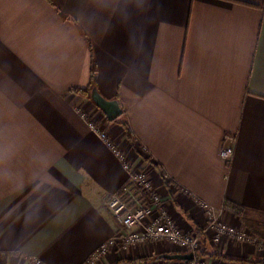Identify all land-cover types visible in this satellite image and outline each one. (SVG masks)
<instances>
[{
    "label": "crops",
    "instance_id": "obj_1",
    "mask_svg": "<svg viewBox=\"0 0 264 264\" xmlns=\"http://www.w3.org/2000/svg\"><path fill=\"white\" fill-rule=\"evenodd\" d=\"M91 59L113 121L75 91ZM89 121L180 229L206 228L205 205L264 238V0H0V264H84L119 231L104 199L128 172ZM200 246L206 264L264 255L209 234ZM179 252L116 246L95 264H184L158 258Z\"/></svg>",
    "mask_w": 264,
    "mask_h": 264
},
{
    "label": "built area",
    "instance_id": "obj_2",
    "mask_svg": "<svg viewBox=\"0 0 264 264\" xmlns=\"http://www.w3.org/2000/svg\"><path fill=\"white\" fill-rule=\"evenodd\" d=\"M88 125L122 160L123 168L128 172V180L120 192L109 194L104 199L105 207L120 224L119 231L101 244L84 264H95L98 259L116 246L128 248L146 242L160 241L167 242L181 250L182 252L179 253L192 252V259L184 264H206L198 256L201 238L206 234H209L210 242L214 245L219 244L224 237L240 243L257 245L256 239L225 224L205 205L203 208L207 219L206 228H202L199 232L180 229L162 205V198L154 189L146 172L133 169L122 158L121 152L109 141L105 132L96 127L92 121H89ZM232 156L233 147L231 145H226L219 151V157L224 162H230ZM161 180L164 185L169 186L166 184L169 179L165 175H161ZM33 262L40 264L36 258H33Z\"/></svg>",
    "mask_w": 264,
    "mask_h": 264
},
{
    "label": "water",
    "instance_id": "obj_3",
    "mask_svg": "<svg viewBox=\"0 0 264 264\" xmlns=\"http://www.w3.org/2000/svg\"><path fill=\"white\" fill-rule=\"evenodd\" d=\"M89 98L92 103L103 113L107 121H113L122 114V108L116 99H106L97 90L96 86H93L89 93ZM193 257L192 252L184 253H164L158 256L159 259L164 260H176V261H188Z\"/></svg>",
    "mask_w": 264,
    "mask_h": 264
},
{
    "label": "trees",
    "instance_id": "obj_4",
    "mask_svg": "<svg viewBox=\"0 0 264 264\" xmlns=\"http://www.w3.org/2000/svg\"><path fill=\"white\" fill-rule=\"evenodd\" d=\"M93 86H96V67H95V63H94L93 59H91L90 76H89L88 86L83 90H75V91L80 92L81 94H84V95H86V97L89 98V93H90V90ZM166 184L169 185L170 180H168V182ZM228 205L235 208L236 210H239V208H240L239 206H237L236 204H233L231 202H228ZM210 256H217V255L211 254ZM146 261H147L146 259L137 258V259L125 261L124 264H138V263L146 262ZM183 262L186 263V261H183ZM238 262L240 264H264V255L259 259H254V260L244 259V260H239Z\"/></svg>",
    "mask_w": 264,
    "mask_h": 264
},
{
    "label": "rangeland",
    "instance_id": "obj_5",
    "mask_svg": "<svg viewBox=\"0 0 264 264\" xmlns=\"http://www.w3.org/2000/svg\"><path fill=\"white\" fill-rule=\"evenodd\" d=\"M240 232H244V231H241V230H240ZM244 233H246V232H244ZM246 234H247V236L251 237L252 239H253V238L256 239V243H257V245L260 246L259 248H260L262 251H264V238H260V240H259L258 237H254V236H252L251 234H248V233H246ZM200 245H201V243H200ZM199 250H200V251L198 252V256H199L202 260L205 261L204 257L206 256L207 253H205L203 249L201 250V246H200V249H199Z\"/></svg>",
    "mask_w": 264,
    "mask_h": 264
}]
</instances>
